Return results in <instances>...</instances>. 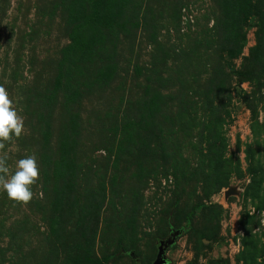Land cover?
Masks as SVG:
<instances>
[{"label": "rangeland", "instance_id": "obj_1", "mask_svg": "<svg viewBox=\"0 0 264 264\" xmlns=\"http://www.w3.org/2000/svg\"><path fill=\"white\" fill-rule=\"evenodd\" d=\"M0 85V264H264V0H0Z\"/></svg>", "mask_w": 264, "mask_h": 264}, {"label": "clouds", "instance_id": "obj_2", "mask_svg": "<svg viewBox=\"0 0 264 264\" xmlns=\"http://www.w3.org/2000/svg\"><path fill=\"white\" fill-rule=\"evenodd\" d=\"M24 129L23 117L18 113L9 93L0 85V191L15 202L27 204L33 197L32 185L36 184L39 169L35 155H26L8 165V144L19 138Z\"/></svg>", "mask_w": 264, "mask_h": 264}, {"label": "water", "instance_id": "obj_3", "mask_svg": "<svg viewBox=\"0 0 264 264\" xmlns=\"http://www.w3.org/2000/svg\"><path fill=\"white\" fill-rule=\"evenodd\" d=\"M180 232H181V229H171L166 238L160 239L158 241L156 256L151 264H165L166 263V256H165L166 249L175 242V237Z\"/></svg>", "mask_w": 264, "mask_h": 264}]
</instances>
